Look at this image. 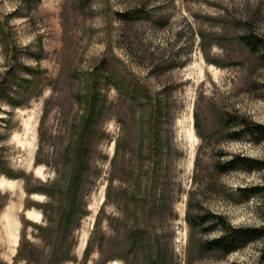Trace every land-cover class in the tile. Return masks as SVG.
<instances>
[{
	"label": "rangeland",
	"instance_id": "374dc122",
	"mask_svg": "<svg viewBox=\"0 0 264 264\" xmlns=\"http://www.w3.org/2000/svg\"><path fill=\"white\" fill-rule=\"evenodd\" d=\"M253 124L264 0H0V264H264Z\"/></svg>",
	"mask_w": 264,
	"mask_h": 264
},
{
	"label": "trees",
	"instance_id": "16d2710c",
	"mask_svg": "<svg viewBox=\"0 0 264 264\" xmlns=\"http://www.w3.org/2000/svg\"><path fill=\"white\" fill-rule=\"evenodd\" d=\"M258 41H254L253 43H250L251 48H255ZM246 129L250 132V134L255 135L258 138L264 137V126L260 124H253V125H246ZM236 135V134H235ZM248 159L244 157H236L235 159L227 162L226 166L229 168L234 167H242L243 165H247ZM248 169H251L250 165H247ZM261 188L255 187L250 189H244L241 188L239 190L240 194L242 195V199H247L250 195L257 193L260 191ZM209 218H214V223L204 228L207 231H211L214 229L217 225L223 224V219L219 216H212V215H206V216H199L195 217V221L191 223H195L196 225H201L205 223ZM225 227V225H224ZM226 229V227H225ZM264 230L259 228H235V229H226L224 231V234L206 242L203 247L205 250L209 251H220L224 254H228L246 243L255 240L261 236H263Z\"/></svg>",
	"mask_w": 264,
	"mask_h": 264
}]
</instances>
